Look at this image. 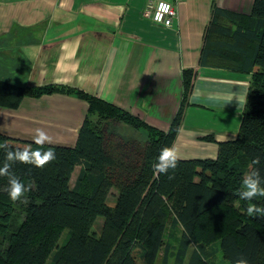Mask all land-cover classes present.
<instances>
[{
  "label": "trees",
  "instance_id": "1",
  "mask_svg": "<svg viewBox=\"0 0 264 264\" xmlns=\"http://www.w3.org/2000/svg\"><path fill=\"white\" fill-rule=\"evenodd\" d=\"M199 64L250 75L241 123L235 138L218 142L215 158L181 159L168 175H156L152 165L175 140L195 69L182 70V96L167 131L77 88L22 87L0 78L1 106L55 91L88 102L74 146L46 144L41 150L52 148L56 159L43 168L13 166L30 187L21 200L9 198L7 177H0V264H154L168 223L181 229L174 264L184 263L190 241L196 246L186 264H212L205 244L216 241L229 264L241 256L264 264V217L246 213L249 204L264 206V197L246 201L238 194L248 171L259 168L264 177V0H253L249 15L213 7ZM0 144L39 147L1 133ZM3 160L0 151V166ZM98 217L97 233L91 228ZM167 251L168 245L163 262Z\"/></svg>",
  "mask_w": 264,
  "mask_h": 264
},
{
  "label": "crops",
  "instance_id": "2",
  "mask_svg": "<svg viewBox=\"0 0 264 264\" xmlns=\"http://www.w3.org/2000/svg\"><path fill=\"white\" fill-rule=\"evenodd\" d=\"M169 1L177 10L171 27L150 20L148 0H0V78L77 88L167 131L182 96V70L193 68L172 145L182 159L215 158L218 142L238 133L250 75L200 65L204 35L213 7L249 15L253 0ZM87 107L71 93L25 95L17 107L0 105V133L33 141L41 128L51 144L72 147Z\"/></svg>",
  "mask_w": 264,
  "mask_h": 264
},
{
  "label": "clouds",
  "instance_id": "3",
  "mask_svg": "<svg viewBox=\"0 0 264 264\" xmlns=\"http://www.w3.org/2000/svg\"><path fill=\"white\" fill-rule=\"evenodd\" d=\"M52 138L48 133L41 129H35L33 136V144L39 146L33 149L31 145L23 149H12L7 144H0V151L4 153V160L0 166V177H7V188L9 198L12 201H19L24 197L25 193L30 191V187L26 186L14 174L13 166L16 163L32 165L36 168H43L48 163L56 159L55 151L48 148L42 151L46 144H51ZM182 157L175 145L163 147L156 158V162L152 165L156 175H168L170 170L174 171ZM260 158L256 157L253 164H259ZM171 179L172 177L169 176ZM239 197L246 201H253L257 197H264V177L261 176L259 168H253L243 175ZM246 213L250 217H264V206L255 203L249 204ZM234 264H249L248 260L241 256L234 261Z\"/></svg>",
  "mask_w": 264,
  "mask_h": 264
},
{
  "label": "rangeland",
  "instance_id": "4",
  "mask_svg": "<svg viewBox=\"0 0 264 264\" xmlns=\"http://www.w3.org/2000/svg\"><path fill=\"white\" fill-rule=\"evenodd\" d=\"M116 191L113 189L108 196L109 201H113L115 197ZM103 219L101 217H98L95 221V223L92 226V230L96 231L97 233L100 230V226L102 224ZM64 234H62L59 238L58 244H60L63 241ZM180 238H181V229L180 226H177L175 229L171 230L169 227V223L166 226L164 238H163V245L160 248L157 259L154 264H174L175 262V254L177 250L180 248ZM168 245V251L166 254V262H163V256H164V246ZM196 246V243L193 241L189 242V249L184 256L183 260L186 264V261L188 259V253L192 247ZM206 248V259L212 263V264H229V261L223 256V253L216 242L205 244ZM49 264V259L44 263Z\"/></svg>",
  "mask_w": 264,
  "mask_h": 264
},
{
  "label": "built area",
  "instance_id": "5",
  "mask_svg": "<svg viewBox=\"0 0 264 264\" xmlns=\"http://www.w3.org/2000/svg\"><path fill=\"white\" fill-rule=\"evenodd\" d=\"M145 14L153 23L162 27H171L177 16V10L172 1L148 0Z\"/></svg>",
  "mask_w": 264,
  "mask_h": 264
}]
</instances>
